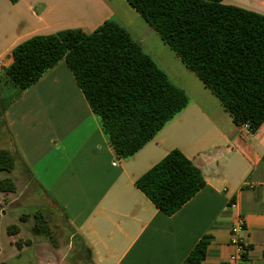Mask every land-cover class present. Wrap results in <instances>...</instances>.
<instances>
[{
	"label": "crops",
	"instance_id": "0c3cea01",
	"mask_svg": "<svg viewBox=\"0 0 264 264\" xmlns=\"http://www.w3.org/2000/svg\"><path fill=\"white\" fill-rule=\"evenodd\" d=\"M222 1L264 15V0ZM130 6L126 0H0V98L18 91L4 68L12 62L11 50L31 36L71 28L91 32L105 20L126 29V14H133L143 37L151 35L154 29ZM165 72L189 104L130 158L113 151L65 60L5 105L13 149L62 211L90 264H182L203 236L208 243L200 264H229L235 252L228 242L235 214L230 202L246 224L243 264H264V122L254 132L236 125L191 70ZM174 148L201 170L205 184L166 215L134 182ZM12 237L4 245L13 251L19 241ZM63 262L59 256L57 263Z\"/></svg>",
	"mask_w": 264,
	"mask_h": 264
},
{
	"label": "trees",
	"instance_id": "16d2710c",
	"mask_svg": "<svg viewBox=\"0 0 264 264\" xmlns=\"http://www.w3.org/2000/svg\"><path fill=\"white\" fill-rule=\"evenodd\" d=\"M126 1L220 100L236 125L246 124L252 132L261 126L263 14L222 0ZM11 57L4 74L18 91L6 104L65 60L113 151L124 160L189 104L184 90L113 20H105L91 32L71 28L31 36L11 50ZM14 158L8 149L0 148V170L10 172ZM134 184L156 208L171 215L203 187L205 180L201 170L174 148ZM15 189L12 179H0V191ZM34 218L37 229L47 234L41 211L35 212ZM18 229L15 224L8 227L11 233ZM207 241V236L201 237L182 264H200Z\"/></svg>",
	"mask_w": 264,
	"mask_h": 264
},
{
	"label": "rangeland",
	"instance_id": "374dc122",
	"mask_svg": "<svg viewBox=\"0 0 264 264\" xmlns=\"http://www.w3.org/2000/svg\"><path fill=\"white\" fill-rule=\"evenodd\" d=\"M130 9L136 13L131 6ZM131 15H123L121 19L125 20L124 26H127L132 38L134 36L142 43L147 54L156 58L165 71L176 74L184 70L191 73L154 30L151 35L145 34L143 37L144 29L137 25ZM139 19L141 23L145 22ZM6 101V98L0 99V148L8 149L15 156V164L10 172L0 170V179L10 178L17 182V186L14 193L0 191V264H59V256L64 264H90L85 251H81L70 237V229L62 211L41 192L23 168L19 154L13 149L10 133L1 114ZM37 211H41L46 221L47 234L39 231L35 225L34 213ZM22 215L26 217L22 219ZM13 224L19 227L18 233L8 231V227ZM10 235L14 241H19L13 244V251L9 245H4ZM27 239L31 240V244H26Z\"/></svg>",
	"mask_w": 264,
	"mask_h": 264
},
{
	"label": "built area",
	"instance_id": "2783aa9c",
	"mask_svg": "<svg viewBox=\"0 0 264 264\" xmlns=\"http://www.w3.org/2000/svg\"><path fill=\"white\" fill-rule=\"evenodd\" d=\"M242 126L248 128L246 124ZM229 209L235 212L229 226L228 239L229 244L234 247L235 252L229 257V264H243L244 255L248 250L247 243L243 238V232L246 227L245 220L244 217L237 212V204L235 202L229 203Z\"/></svg>",
	"mask_w": 264,
	"mask_h": 264
}]
</instances>
